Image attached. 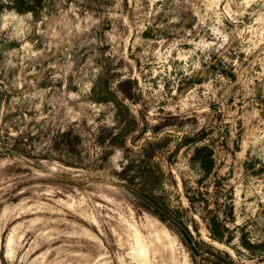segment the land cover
<instances>
[{
    "label": "rangeland",
    "instance_id": "obj_1",
    "mask_svg": "<svg viewBox=\"0 0 264 264\" xmlns=\"http://www.w3.org/2000/svg\"><path fill=\"white\" fill-rule=\"evenodd\" d=\"M0 264H264V0H0Z\"/></svg>",
    "mask_w": 264,
    "mask_h": 264
},
{
    "label": "bare ground",
    "instance_id": "obj_2",
    "mask_svg": "<svg viewBox=\"0 0 264 264\" xmlns=\"http://www.w3.org/2000/svg\"><path fill=\"white\" fill-rule=\"evenodd\" d=\"M136 253H137V257H139L141 259H145V257H146V250L144 249V247L142 245H139L138 244V248L136 249Z\"/></svg>",
    "mask_w": 264,
    "mask_h": 264
},
{
    "label": "trees",
    "instance_id": "obj_3",
    "mask_svg": "<svg viewBox=\"0 0 264 264\" xmlns=\"http://www.w3.org/2000/svg\"><path fill=\"white\" fill-rule=\"evenodd\" d=\"M207 156L209 157V153L207 154ZM209 168V167H208ZM212 226H213V228L216 230L218 227V225L217 224H215V222H214V220L212 219ZM217 240H218V238H217Z\"/></svg>",
    "mask_w": 264,
    "mask_h": 264
}]
</instances>
